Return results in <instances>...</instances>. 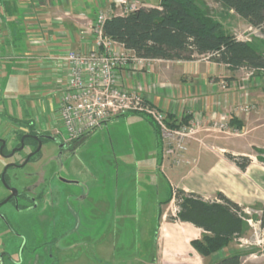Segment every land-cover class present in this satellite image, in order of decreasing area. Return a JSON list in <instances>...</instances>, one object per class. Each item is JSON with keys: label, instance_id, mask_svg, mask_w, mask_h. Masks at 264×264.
I'll list each match as a JSON object with an SVG mask.
<instances>
[{"label": "rangeland", "instance_id": "rangeland-1", "mask_svg": "<svg viewBox=\"0 0 264 264\" xmlns=\"http://www.w3.org/2000/svg\"><path fill=\"white\" fill-rule=\"evenodd\" d=\"M124 1V5L115 4L118 8L113 12L103 10L102 13L108 17L122 16L142 8L144 3L141 0ZM199 1L204 5V13L218 25L221 33L251 44L264 55V36L258 31L216 1ZM199 59L210 62L206 58ZM150 67L151 64L149 70ZM246 73L243 71L237 76L243 88L241 96H246L251 90L247 83L242 84L247 79ZM262 78L254 77L263 84ZM252 79L253 76L248 78V84ZM261 87L260 91L264 93V84ZM145 118L148 119L144 115L131 114L105 123L72 141H65L60 123L57 117L54 118L52 127L55 130L49 132L50 135L60 138L69 147L65 155H61L56 143H46L38 163L8 172V185L17 191L25 189L35 200L38 198L39 207L20 214L17 209V205H22L20 201L16 205L6 203L0 206V213L7 217L10 226L0 230V253L5 251L4 254L9 255V241L14 239L20 248L26 243L25 251L34 247L36 254H40L47 248L54 255L53 264H213L227 252L239 254L242 264L259 261L264 250V227H260L262 211L259 210L243 212L242 220L247 230L235 237L225 252L223 250L208 258H202L195 252L191 242L200 240L204 234L190 224L172 220L178 209L174 201L165 203V199L169 196L173 180L163 172V167L157 168L163 164L178 167L187 163L188 143L205 146L198 137L200 129L185 140L183 152L168 155L161 152L156 141L153 142L154 136L150 140L143 131L144 127H151ZM193 120L190 117L186 127L191 126ZM199 121L203 122L201 117ZM208 122L211 134L226 137L223 136L229 132L226 123L215 119ZM202 127L203 123L200 124ZM4 130L2 126L0 134ZM7 134L8 139L15 136L9 131ZM10 149L11 143H8L7 150ZM26 152L27 149L14 159H21ZM255 155L257 159L264 160V147ZM7 162L0 158V176ZM208 164L209 160L203 161L200 168L204 169ZM191 168V164L184 165L185 172L181 170L180 173L186 175ZM185 179L188 185L191 178L186 176ZM64 180L73 183L61 182ZM174 190L177 189L172 192ZM8 196L7 187L0 180V203ZM215 196L205 200L213 201ZM59 201L67 210L63 227H55L58 213L54 209ZM161 201L164 203L159 204ZM58 211L63 212V209Z\"/></svg>", "mask_w": 264, "mask_h": 264}, {"label": "crops", "instance_id": "crops-1", "mask_svg": "<svg viewBox=\"0 0 264 264\" xmlns=\"http://www.w3.org/2000/svg\"><path fill=\"white\" fill-rule=\"evenodd\" d=\"M115 1L0 0V125L3 129L12 132L18 127L16 123L21 122L36 132L53 133L56 104L67 78L62 58L69 51L80 53L93 48L90 28L99 12L118 8ZM142 1V7L155 8L161 0ZM243 71L234 72L224 65L197 59L155 60L142 75L120 72L121 85L137 89L152 107L177 120L183 116L190 119L194 114L203 120L198 137L205 146L190 142L185 153L187 163L178 167L163 164L157 168L163 167V172L173 180L169 193L177 189L203 199L221 193L246 210L264 211V164L255 155L264 147V93L260 91L264 83L254 79L264 77V73L258 76L254 73L248 84L251 90L244 99L237 78ZM222 84L225 89H221ZM244 103L250 107L248 112L240 110ZM232 118L237 122L230 125ZM213 119L228 125L229 132L223 134L226 137L210 133L208 121ZM145 120L151 127H144L143 131L149 138L154 136L153 142L160 145L162 152L161 139H157L149 119ZM224 154L245 156L251 163L242 172ZM208 160V166L200 168ZM188 164L192 168L186 175L181 174ZM186 176L191 178L188 185ZM25 246L26 243L20 248L11 239L10 254L1 252L0 264H53L54 255L47 248L36 254L34 247L25 251ZM262 251L254 264H264Z\"/></svg>", "mask_w": 264, "mask_h": 264}, {"label": "trees", "instance_id": "trees-1", "mask_svg": "<svg viewBox=\"0 0 264 264\" xmlns=\"http://www.w3.org/2000/svg\"><path fill=\"white\" fill-rule=\"evenodd\" d=\"M214 1L233 11L264 36V0ZM203 7L199 0H161L155 8L142 7L126 15L107 18L103 34L142 59L191 62L208 57L210 62L224 65L234 72L252 70L258 75L264 73V55L251 44L221 33L218 25L204 13ZM166 116L170 128L189 122L187 117L177 120ZM148 121L160 140L158 128L151 119ZM236 122L232 118L229 123L233 125ZM21 124L27 126L30 132H36L26 123ZM240 127L239 124L237 128ZM225 158L242 172L251 163V159L245 156L225 154ZM257 160L264 164V160ZM165 200V203L174 201L177 206L178 213L172 218L173 221L190 224L203 232L200 240L191 242L202 258L221 253L235 237L247 230L242 220L245 209L221 193L216 194L213 201H208L194 193L174 190ZM260 227H264V211ZM213 264H242L241 256L236 253L222 255Z\"/></svg>", "mask_w": 264, "mask_h": 264}, {"label": "built area", "instance_id": "built-area-1", "mask_svg": "<svg viewBox=\"0 0 264 264\" xmlns=\"http://www.w3.org/2000/svg\"><path fill=\"white\" fill-rule=\"evenodd\" d=\"M115 4L124 5L125 1L117 0ZM109 17L102 12L97 14L90 28L94 38L93 48L80 53L69 51L62 58L67 78L55 113L62 128L61 133L67 139L65 141L81 138L112 120L139 114L151 119L158 128L164 154L183 152L185 140L197 134L200 129L198 116L192 115L194 122L191 126L170 128L164 112L152 107L137 89L121 85V71L131 76L142 75L149 71L150 64L155 60L138 58L132 51L106 37L103 25ZM203 58L208 60V57ZM244 71L247 72V79L242 82L248 85V78L254 75V71ZM225 88L222 84L221 89ZM246 97L243 96L244 99ZM249 108L244 103L240 110L248 112Z\"/></svg>", "mask_w": 264, "mask_h": 264}, {"label": "flooded vegetation", "instance_id": "flooded-vegetation-1", "mask_svg": "<svg viewBox=\"0 0 264 264\" xmlns=\"http://www.w3.org/2000/svg\"><path fill=\"white\" fill-rule=\"evenodd\" d=\"M16 124L18 127H15V130H12V133H14L15 136L11 135L9 139L7 138V136L9 135L7 134L9 131L8 128L0 134V158L8 160L7 166L5 167V169L6 168L7 169L6 170L4 169L3 173L0 176V180L2 181V177H3L4 184L7 187V192L9 194L7 199L12 195L10 189H13L7 183V178H8L7 176L9 171L12 172L13 170H20V169L23 170L31 165L38 163L39 160L41 159L40 156L41 149L46 143H56V145H58L59 147V151L61 155L62 154L65 155L64 152L69 147V144H63L60 141V138L52 137L49 133L47 134V133H39L33 131L30 132L29 129L26 126L22 125L21 123H16ZM22 139L23 141L21 143ZM8 143H11L10 150H7ZM25 149H27V152L21 157V159L18 160L14 159L15 156L23 153ZM67 156L69 157V154H67ZM61 182L65 184L73 183L67 180ZM7 199H5L4 201H6ZM37 200H35L34 197H32V195H30L25 189H23L22 191L16 190L15 196L8 199L6 203H13V205L14 204L16 205L20 201L22 205L20 206L17 205L18 212L20 214L22 213L26 214L29 211H34L38 209L39 204ZM2 202L0 204H2ZM61 209H63V212L58 211ZM54 210L57 211L58 213V218H57V222L55 223V227H59V226L63 227L65 225L63 218L66 214L65 211L67 210L64 209V206L60 201L57 203V207ZM7 226L10 227L8 225L7 217L3 216L0 213V230L1 228L3 227L6 228Z\"/></svg>", "mask_w": 264, "mask_h": 264}, {"label": "water", "instance_id": "water-1", "mask_svg": "<svg viewBox=\"0 0 264 264\" xmlns=\"http://www.w3.org/2000/svg\"><path fill=\"white\" fill-rule=\"evenodd\" d=\"M22 141H23V139L21 140V143H22ZM7 169V168H6ZM5 169V170H6ZM2 182L4 183V180H3V177H2ZM11 190V192H12V195L8 198V199H10L11 197H13V196H15V194H16V190L15 189H10ZM7 199V200H8ZM7 200L6 201H4V202H2V204H5L6 202H7ZM2 204H0V205H2Z\"/></svg>", "mask_w": 264, "mask_h": 264}]
</instances>
